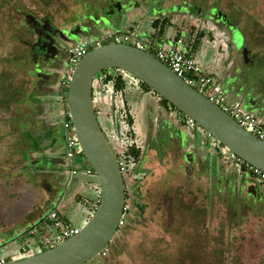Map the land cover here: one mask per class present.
<instances>
[{"label":"rangeland","instance_id":"rangeland-1","mask_svg":"<svg viewBox=\"0 0 264 264\" xmlns=\"http://www.w3.org/2000/svg\"><path fill=\"white\" fill-rule=\"evenodd\" d=\"M104 1L106 3V0H0V259L6 264L50 248L41 233L47 225L40 224L39 232L30 234V229L39 224V218H45L57 206L48 194L49 181L46 184L39 180L37 174L53 171L54 177L60 179L56 186L60 192L67 185L65 174L54 172L48 160L52 148L54 151L59 146L54 153L60 160L65 154L57 101L59 87L53 81L43 87L39 83L32 84L27 74V64L23 63L26 56L22 53L31 43L33 34L23 14L47 18L54 27L63 29L60 31L63 34L67 33L66 29L80 27L81 32L70 36L71 40L84 37L94 40L101 34L126 33L164 45L180 38L181 48H187L189 56L200 67L210 62L208 66L214 70L208 74L229 97L237 96L236 99L251 112L264 116L263 79L252 84L254 76L259 79L263 74L264 77V0H218L220 9L228 16L233 12L237 14L234 20L243 31L241 39L239 28L230 24L226 28L217 27L218 21L205 9L191 14L185 9L186 0H160V3L158 0H110L116 4L113 23L102 30V27L80 25L89 18L83 16L91 10L100 13L98 5L102 6ZM29 16L26 17L28 21ZM90 19L94 23L102 21L95 15ZM155 20L157 25L154 26ZM66 45L62 43L50 61L54 77L58 76L56 72L61 66H66L67 56L63 50ZM248 57L255 60L251 67L247 66L251 62ZM227 61L226 72L234 68L228 83L218 73L225 71L222 67ZM39 66L38 63L36 71ZM107 71L94 78L92 95L98 96L100 103L93 101V106L102 111L97 121L114 156L120 155L127 164L122 177L125 204L130 209L127 222L119 227L107 246V257L113 260L112 264H264V182L247 171H238L228 151L219 142L211 144L204 130L190 128L185 117L184 123L179 120L177 124L184 127L180 133L185 134L189 145L192 136L201 148L217 153L224 165L231 168V173L225 174L223 168L221 172L219 161L211 160L206 172L200 170L202 174L198 176L191 170L194 163L191 168L187 165L193 154L182 158L183 151L189 152V146L181 140L177 146L173 144L170 153L163 150L165 156L158 159L151 149L160 147L163 138L174 141L171 134L167 136L169 131L175 132L166 119L175 122L177 117H183L176 112L171 116L169 110L158 105V98L143 89L131 75ZM118 73L125 83L122 92L113 90L112 82H103L106 76L113 78ZM63 94L66 98L67 90H63ZM111 97L116 104L115 124L110 105L101 103L102 98L109 102ZM49 101L54 116L50 124L52 136L41 139L40 148L44 149V154L35 161L40 169L37 170L30 166L29 159L33 157L30 156L33 152L30 136L36 138L35 135L40 136L42 131H33L35 121L30 115ZM134 102L139 108L135 115L131 112ZM147 111L156 116L158 125L146 123ZM50 139H53L52 145ZM34 157L36 159V155ZM76 163L84 168L88 166L78 150L73 161ZM150 174L153 177L147 179ZM81 178L92 181L95 186L98 184L95 174ZM249 183L255 185V194L247 193ZM136 184L140 194L133 190ZM73 198H67L68 211L62 214V207L59 209L63 217L59 219L80 230L89 215ZM85 199L88 201L89 197L85 195ZM141 204L145 207H141L143 214L139 217ZM53 233L55 229L49 226L46 237Z\"/></svg>","mask_w":264,"mask_h":264},{"label":"water","instance_id":"water-1","mask_svg":"<svg viewBox=\"0 0 264 264\" xmlns=\"http://www.w3.org/2000/svg\"><path fill=\"white\" fill-rule=\"evenodd\" d=\"M109 24L111 22L103 17L92 27H102V30ZM80 32L78 27L69 35L76 36ZM56 54L54 51L53 57ZM114 69L145 84L186 118L193 120L227 151L264 173L263 141L240 127L151 54L125 44L106 43L90 50L77 63L67 88L66 101L59 106V110L68 114L79 149L98 180V206L76 235L43 252L8 264H86L99 256L117 233L125 204V186L92 102L95 76ZM45 125L43 132L49 130L46 122ZM43 151L39 146L38 153ZM247 192L255 194L253 186L248 185Z\"/></svg>","mask_w":264,"mask_h":264},{"label":"built area","instance_id":"built-area-1","mask_svg":"<svg viewBox=\"0 0 264 264\" xmlns=\"http://www.w3.org/2000/svg\"><path fill=\"white\" fill-rule=\"evenodd\" d=\"M106 43L125 44L151 54L159 62L169 68L177 77L182 79L187 85L203 95L208 101L218 106L240 127L252 134L257 139L264 142V124L259 122L251 113L244 111L240 106H238L234 102H231L226 97L220 85H218L214 78L204 73L200 65L192 57H190L187 52L183 50V48H181L183 42L180 38H176L170 45L162 46L154 43L150 39H140V37H138V35L136 34L114 33L110 36L104 34L94 40L85 38L78 42H75L67 48V63L66 67L62 71L61 79L59 82V85L63 88V90H67L72 72L77 63L89 52L90 49L92 50L93 48L100 47ZM96 87L100 88V85L97 84ZM196 88H198L199 90ZM93 101H98L100 103V98L98 96H92V102ZM94 111L96 116L100 115L102 112L100 108H94ZM65 115L66 117L62 122L65 139L64 157L66 160L72 163L75 156L77 155V150L79 152L81 151L79 149L72 124L66 112ZM186 123L190 128L197 127V129H201L193 120L189 118H187ZM207 139L211 144H215L218 142L209 134H207ZM228 157L231 162L237 165L238 168L241 163H244L235 154L229 151ZM115 160L120 173H125L127 171V164L125 162V159L118 155L117 158L115 157ZM244 164L253 176L258 177L260 181L264 182L263 172L246 163ZM65 172L70 177L78 175L91 176L94 174L93 170L89 166L84 168L79 165L73 166L72 164L69 165V168ZM97 206L98 205H95L94 211L96 210ZM127 209L128 206L124 204L122 209V218L119 222L120 226H123L126 223L125 216ZM40 224L42 226L47 225L46 228L41 230V233L44 234L43 237L46 241L47 246L50 248L71 238L79 232V229L77 227L63 224L58 217L57 211L54 210L50 211L47 217ZM40 224L33 226L30 229V234L38 233V227ZM49 226L55 229V233H53V235H50L49 237H46ZM106 250L107 249L105 247L100 252L99 256H104L106 254ZM0 264H6L5 260L0 259Z\"/></svg>","mask_w":264,"mask_h":264},{"label":"crops","instance_id":"crops-1","mask_svg":"<svg viewBox=\"0 0 264 264\" xmlns=\"http://www.w3.org/2000/svg\"><path fill=\"white\" fill-rule=\"evenodd\" d=\"M100 36H102V34L100 35ZM100 36H98V37H100ZM82 39H85V37L84 38H77V39H75V42H78V41H80V40H82ZM172 43V41H169V42H167V44H164V45H162V46H165V45H170ZM247 48L248 49H251V48H249V46H247ZM183 50L184 51H186L187 52V54L189 55V50L187 49V48H183ZM250 55V54H249ZM194 59V58H193ZM248 59L249 60H251V62L249 61V63H247V66L248 67H251L253 64H255V60L254 59H252V57H248ZM236 63L235 61H232V63ZM209 63L210 62H208V63H205V64H202V66H201V69L203 70V72L204 73H206V74H208V72H211V71H213L214 69L211 67V66H208L209 65ZM224 63H226L225 65H224V67H222V68H224V70L225 71H223L222 72V74L220 73V71H218V73L220 74L219 76L221 77V78H223V79H227V83L229 82V80L231 79V75L230 74H232L233 73V70H234V68L233 67H230L229 68V70H230V73L228 72H226V70L228 69V64H229V62L227 61V62H224ZM233 63V64H234ZM236 64H238V63H236ZM226 72V73H225ZM208 75H210V74H208ZM210 76H212V75H210ZM251 76H252V74H251ZM254 78V81H253V83L252 84H256V83H260L259 81H262V79H263V83H264V77H263V74L260 76V78L259 79H256V76H254L253 77ZM261 82V83H262ZM58 87H59V95L57 96V101H58V110H59V106L60 105H62L63 103H64V94H63V88L61 87V86H59L58 85ZM221 87V89H222V91L224 92V94L226 95V97L231 101V102H234L235 104H237L238 106H240L244 111H246V112H249V113H251L259 122H261V123H263L264 124V116H259V115H257L256 113H253V112H251L248 108H246L243 104H242V102L241 101H239V100H237L236 98H237V96H235V95H231L230 97L228 96L229 95V93L228 92H226V90H224L223 89V87L222 86H220ZM99 89V88H98ZM100 90V89H99ZM235 96V97H234ZM117 100V99H116ZM106 103L107 104V102L102 98L101 99V103ZM138 102V101H137ZM133 105V106H132ZM131 106H132V114H137L138 113V111H139V108L138 107H135V105H136V103L134 102L133 104H132ZM45 106V107H44ZM44 106H41V108L39 107V108H37V110H36V112H34V114H31L30 116H31V118L33 117L34 118V121H35V123H34V125H33V131H36V130H39V131H42L43 132V129L45 128V122L47 123V128L49 129L47 132H49V133H51L52 132V129H51V126H50V124L52 123V121H53V118H54V116H53V106H52V102L51 101H49L48 103H45V105ZM30 109V108H29ZM29 109H26V110H29ZM30 112H32V110H30ZM59 116L61 117V119H62V122H63V119H65V117H66V115H65V112L64 111H62V110H59ZM167 117H169V115L167 116ZM176 118L174 117V120H175ZM181 118H178L177 117V120L175 121V122H173V121H171V122H169L170 120H169V118L168 119H166V122L167 123H170V124H172L173 125V131L175 132L174 134H172L173 136H171V137H174L173 139H174V141L173 140H171V141H173V142H171L170 141V139H167V138H163V140L162 141H160V147H158L157 149H151V151H153L154 152V154H156V156L158 157V159H161L162 157H164L165 156V154L168 152V153H170L172 150H173V144L174 145H178V142L179 143H183V144H185L186 146L188 145L189 146V152H186V151H183V155H186V154H188V153H191V154H193V156H192V158L191 159H189V163L187 164V165H189L188 167L189 168H191L190 166H192V164H193V166L194 167H192L191 168V170H192V172H194V173H196L197 172V174H198V176H200L202 173H201V171L202 172H206V168L208 169L209 167V165H208V162L209 161H211V160H218L219 161V163H220V166H221V172H223L222 171V168L224 169V171H225V174H227V173H231L230 171H229V169H231V168H229V166H226V164L224 165V163L221 161V159L219 158V156H218V154L217 153H215L214 151L213 152H211V150H208V149H206V148H201L197 143H196V140L191 136L190 138H191V144L189 145V143H188V140H187V137H185V134L184 135H182V133H180L181 131H182V129H184V127H178V120H180ZM150 123V126H154V125H158V120L156 119V117L154 118V119H152V118H149L148 117V121L146 122V123ZM184 126H185V124H184ZM32 131V132H33ZM172 132V131H171ZM46 132H43V135L41 136H38V138L40 137L41 139L42 138H44V134H45ZM51 136H52V134H51ZM183 136V137H182ZM50 137V136H49ZM180 137H182V138H180ZM38 138H37V140H36V138L34 137V139H35V142L33 143V145H35V144H37V146H38V149L36 150L37 152H36V159H35V155L30 159L31 161H37V160H39V158H41L42 156V153L40 152V153H38L39 152V146H40V140H38ZM51 138V137H50ZM184 139H185V141H184ZM50 140H52L51 141V145H52V143H53V139H50ZM180 140H181V142H180ZM64 143H65V139H64ZM187 143V144H186ZM44 150V149H43ZM52 150H53V148H52ZM51 149L49 150V152H48V155H49V161L51 162V164L53 165V168H52V170H54V172H58V171H62V173L63 174H65V179H66V181H67V185H66V187H65V189H64V191H62V192H60V190L59 189H57L56 188V186H57V183L60 181V179L58 178V179H56L55 177H54V174H53V171H48V172H43L41 175L40 174H37L38 176H40V178H39V180H42V181H44V182H46V184L48 183V181H49V192H48V194H50L49 196H51V198L54 200V202H56V204H57V206L56 207H54V208H52L51 209V211L52 210H54V211H57V213H58V217H62V214L64 213V212H66V211H68V203H67V198H73V196H75L74 198H73V200H75V202H76V204L77 205H79V206H84V209L86 210V213H87V215H89V218L92 216V214H93V212H94V207H95V205L97 204V202L99 201V199H100V197H99V186H98V184L95 186V184L92 182V181H89L88 179H82L81 177V175H78V176H74V177H70L65 171L69 168V165H73V166H77V165H79L78 163H76V165L75 164H73V162L72 163H70L68 160H66L65 159V157H64V155H63V159L62 160H60V159H58L56 156H55V153L52 151ZM165 151L166 152V150H167V152L165 153V154H163V152L162 151ZM52 153H54V154H52ZM44 154V153H43ZM182 158H184V156L182 157ZM43 160V159H42ZM184 160V159H183ZM154 163H157L156 161H154ZM232 163V162H231ZM234 164V166L237 168V170L239 171V168L237 167V165L235 164V163H233ZM36 166L38 167V163H36ZM79 166H81V165H79ZM81 167H83V166H81ZM37 170H40V169H38L37 168ZM201 170V171H200ZM199 171V172H198ZM194 173H193V175H194ZM153 176H151V174L147 177V179H150V178H152ZM230 177V176H229ZM233 184V181H232V179H231V184L230 185H232ZM89 185H91V187L89 188ZM138 184H136L135 185V187H134V191H136V192H138L139 194H140V192H139V187L137 186ZM248 185H250V186H253V188H254V191H255V193H256V189H255V185L254 184H248ZM247 185V186H248ZM68 186V187H67ZM69 186H71V191H69ZM86 189V190H85ZM90 190V191H89ZM89 194V195H88ZM85 195H87L88 197H89V200L87 201V199H85ZM141 199H142V197H141ZM86 200V201H85ZM64 205V206H63ZM62 207V214L60 213L61 211H59V209ZM63 207H64V209H63ZM138 207H145V205L144 204H141V205H139ZM47 217V216H46ZM45 217V218H46ZM44 217H40L39 218V221H38V223L40 224L44 219H45ZM63 218V217H62ZM31 255H33V254H31ZM30 256V255H29Z\"/></svg>","mask_w":264,"mask_h":264},{"label":"flooded vegetation","instance_id":"flooded-vegetation-1","mask_svg":"<svg viewBox=\"0 0 264 264\" xmlns=\"http://www.w3.org/2000/svg\"><path fill=\"white\" fill-rule=\"evenodd\" d=\"M158 2L160 3V0H158ZM186 2L187 3L185 6V9L188 11H191V14H193L194 11L197 12L199 10L205 9V12H207V11L209 12V16L216 18L215 20L218 21V23H216L217 27L226 28V27H229L228 24L235 25L236 29H238V28L240 29L238 32L239 33L238 37L240 39L243 38V36H242L243 31L239 27L237 21L234 20V17L236 18L237 14L235 12H233V10H232V12H233V13H231L232 15L228 16L227 12L225 13L223 10L220 9L218 0H212L211 2H210V0H186ZM106 3L104 1L102 6H100V4L98 5L101 8L100 13H94L93 12L94 13L93 14L92 10H91V13L84 15L83 17H87V18L89 17V18L86 21L80 22V25H84L83 27H86L87 25L92 27L93 25H95V23L90 19V17L93 15L97 16L98 19H102L104 17V18L108 19L111 23H113L112 21L114 20V18L116 16V14H115L116 11L114 10L115 9L114 7L116 4L114 2H111L110 0H106ZM154 10H157V9H154ZM87 11H90V9H88ZM214 12H215V14H213ZM28 16H29V14H23L24 22H26V21L28 23L30 22L29 24H27V28L33 34V38L31 39L32 40L31 43H29V46L28 45L25 46L26 50H25V52L22 53V54H24V56H26V60L23 63L27 64V66H25L27 74L28 75L30 74V78L32 79V84L39 83L43 87V85L47 86L48 84L52 83V81H53L55 83V85L58 86L60 79H61L62 71L64 70V68L66 66H64V65L61 66L58 69V71L56 72L58 76L54 77L53 76V74H54L53 69L50 66L51 65L50 61L54 58L53 52L56 51V53H57L58 47L62 43L63 44L67 43V45L64 46V48H63V50L67 56V48L71 44L75 43V40H71L70 39L71 37L69 35V32L72 30V28L66 29L67 33L63 34L60 32L63 29L59 30L58 28L54 27L53 24L51 23V21L48 20L47 18H42V17L37 18L34 16H29L30 19L28 18L29 19V21H28L26 18ZM80 31H81V28H80ZM38 63L40 64V66H39L40 69L38 70V68H37L38 71H36L35 68H36ZM42 100H43V98H42ZM107 104H109L111 107V113H113V114H111L112 115L111 117L114 120L113 122L115 124V118L117 116L115 115L116 104H114V99L112 100V97H111L109 102H107ZM44 105H45V103H42V106H44ZM158 108H160V107H158ZM146 113H148V111L145 112V119L147 117ZM148 117L154 119L156 116L155 115L152 116L149 114ZM51 134H52V132L51 133L46 132L44 134L45 135L44 137L50 138ZM40 139L41 138L39 137L38 140H40ZM58 148H59V146H58ZM129 213H130V209L128 208L127 212H126V216H125L126 222H127V216L129 215ZM142 214H143V210H140L138 213V216L141 217ZM106 249H107L106 254L104 256H97L93 260H90L86 264H112L113 260L112 259L110 260L107 257L108 256V253H107L108 247H106Z\"/></svg>","mask_w":264,"mask_h":264},{"label":"trees","instance_id":"trees-1","mask_svg":"<svg viewBox=\"0 0 264 264\" xmlns=\"http://www.w3.org/2000/svg\"><path fill=\"white\" fill-rule=\"evenodd\" d=\"M152 24L155 26V25H157V20H155L154 22H152ZM114 70H116L117 72H121L120 70H117V69H114ZM103 72V71H102ZM105 72H108L107 70L105 71ZM101 73V72H100ZM103 82L104 83H108V82H112V87H113V90H115L116 92H122L123 90H124V86H125V83H124V81H123V79L121 78V74H117L115 77H113V78H110L109 76H106L104 79H103ZM139 84H140V86L143 88V89H145L146 91H148V92H150L152 95H154V96H156L157 98H158V105L159 106H162V107H164V110L165 111H170V113H171V115H173V114H175L174 112H176V113H178V114H180L179 116L180 117H183V118H181L180 119V121H182L183 123H184V115L183 114H181L175 107H173L171 104H169L167 101H165V100H163L162 98H160L155 92H153L149 87H147L145 84H143V83H141V82H139ZM93 96V95H92ZM66 101V98H64V102ZM69 118V117H68ZM186 120H187V118L185 117V123H186ZM179 121V120H178ZM163 124H165V122L163 123ZM163 128V127H162ZM161 128V129H162ZM167 131V130H166ZM166 131H164L165 133H166ZM170 134H171V136H172V132L171 131H169V133H168V135L167 136H169L170 137ZM30 136V135H29ZM30 138H31V143H34L35 142V139H34V136H30ZM30 144V143H29ZM32 145V150L31 151H33L31 154H30V156H34V155H36V150L38 149V146H37V144H35V145H33V144H31ZM183 156H185V155H183ZM30 158V157H29ZM31 159V158H30ZM29 159V160H30ZM30 166L31 167H33L34 169L35 168H38L37 166H36V163H35V161L33 162V161H31V163H30ZM220 168H221V166H220ZM39 169V168H38ZM219 170V169H218ZM247 171L249 174H251L249 171H248V169L245 167V164L244 163H241L240 165H239V171ZM246 172V173H247ZM252 175V174H251ZM96 205H98V202H97V204ZM143 208H140V210H142ZM43 251H45V250H42L41 252H43Z\"/></svg>","mask_w":264,"mask_h":264}]
</instances>
